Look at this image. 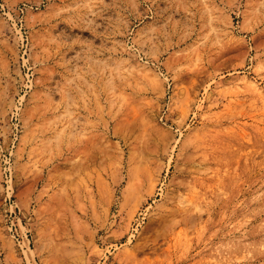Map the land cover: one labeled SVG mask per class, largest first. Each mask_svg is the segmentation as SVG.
I'll return each instance as SVG.
<instances>
[{"label": "rangeland", "instance_id": "1", "mask_svg": "<svg viewBox=\"0 0 264 264\" xmlns=\"http://www.w3.org/2000/svg\"><path fill=\"white\" fill-rule=\"evenodd\" d=\"M0 264H264V0H0Z\"/></svg>", "mask_w": 264, "mask_h": 264}, {"label": "built area", "instance_id": "2", "mask_svg": "<svg viewBox=\"0 0 264 264\" xmlns=\"http://www.w3.org/2000/svg\"><path fill=\"white\" fill-rule=\"evenodd\" d=\"M2 174H3V178H4V183L6 184V189H5V197H4V202H5V206H6V210H5V217L6 219L9 221V229L11 230L12 227H14L13 229L15 230V225L13 222V219H11L12 214L15 213V208L16 206H14L13 201L11 200V187L9 185L10 182V163H9V159L7 158L6 154L3 155V161H2ZM10 219V220H9Z\"/></svg>", "mask_w": 264, "mask_h": 264}]
</instances>
